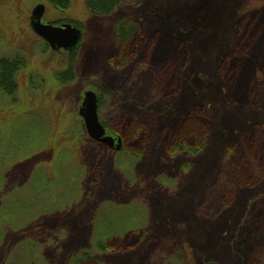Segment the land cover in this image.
Masks as SVG:
<instances>
[{"label":"rangeland","instance_id":"1","mask_svg":"<svg viewBox=\"0 0 264 264\" xmlns=\"http://www.w3.org/2000/svg\"><path fill=\"white\" fill-rule=\"evenodd\" d=\"M126 1L94 16L84 0L65 9L0 0V59L25 64L13 93L0 92V264H73L84 251L87 264L252 262L263 234L264 178L250 189L233 187L230 177L239 157L252 173L257 166L243 141L251 133L264 143V71L252 74L239 103L219 65L223 56L243 59L235 23L262 11L264 0ZM39 2L44 22H77L82 32L71 81L53 78L68 52L50 50L29 26ZM128 15L144 35L165 31L183 43L184 69L165 92L162 69L145 63L142 50L122 65L108 60L115 26ZM88 89L120 149L86 134L78 107ZM197 111L207 130L199 149L170 151L165 129ZM238 194L244 200L235 204ZM257 259L264 264V253Z\"/></svg>","mask_w":264,"mask_h":264},{"label":"trees","instance_id":"2","mask_svg":"<svg viewBox=\"0 0 264 264\" xmlns=\"http://www.w3.org/2000/svg\"><path fill=\"white\" fill-rule=\"evenodd\" d=\"M48 5L56 8L65 9L68 7L69 0H44ZM126 0H84V5L89 14L94 16H109L116 13L118 10L125 8ZM78 26L77 22H74ZM113 52L109 56L110 64L113 66L127 63L137 51L144 52V61L147 64L159 65L162 73L165 75L167 83L163 87V91L169 89V84L176 79V75L182 70L185 65V49L183 43L168 37V33L162 31L152 35H144L141 25L138 24L134 15H128L119 19L114 29ZM235 48L240 52L243 59L237 63L230 64V57L223 56L222 64L219 65L220 72L226 78V84L230 87V93L234 101L245 100L244 93L248 87V81L252 74L261 68L264 71V9L253 13L241 16L235 23ZM138 41L141 44L137 47ZM250 45V48H247ZM247 46V47H246ZM76 49V48H75ZM68 63L64 70L56 72L53 76L58 82L71 81L73 79V55L74 51L66 53ZM146 55V56H145ZM151 57V58H150ZM262 66V67H260ZM25 64L19 58H1L0 59V92L6 96L13 93L16 87L14 80L15 73L24 69ZM176 67L175 70L173 68ZM181 70V71H182ZM176 82V80H175ZM98 97V103L100 102ZM198 111L187 117H180L172 122L165 131L168 133V138L171 139L168 149L170 151L186 150L196 151L200 144L204 141L207 134L206 127L200 120ZM203 115V114H202ZM133 130V129H132ZM256 132L253 134L256 136ZM119 134V133H118ZM245 141V142H244ZM243 145L247 149H253V162L257 166L253 167V173L249 166L236 159L238 166H232L234 173L230 177L231 185L234 187H248L252 189L255 185L260 184V180L264 178V143L257 137L253 138L251 133L247 134ZM125 149V148H124ZM261 158V161L259 160ZM235 162V161H234ZM255 171V174H254ZM18 181L12 183L9 189H14ZM243 192V191H242ZM245 195H249L248 192ZM244 195L238 194L235 199V204H239L240 200H244ZM228 206L230 205L227 204ZM260 238L257 246L252 247V262L249 264H260L257 259L259 253H264V225L260 226ZM111 239L108 237L104 240ZM254 243V245H256ZM100 243L99 248H107ZM106 245V244H105ZM263 257V256H262ZM90 255L84 251L73 264H87ZM254 262V263H253Z\"/></svg>","mask_w":264,"mask_h":264},{"label":"water","instance_id":"3","mask_svg":"<svg viewBox=\"0 0 264 264\" xmlns=\"http://www.w3.org/2000/svg\"><path fill=\"white\" fill-rule=\"evenodd\" d=\"M44 12L45 6L43 3H37L32 7L29 16V25L32 32L41 38L53 51L59 49L72 50L81 37V30L71 23L54 25L50 22H42ZM78 114L82 118L87 135L91 139L110 148H120V138H117L115 143L112 136L105 134V128L98 119L97 97L94 91L85 90L83 92ZM207 264L216 263L209 262Z\"/></svg>","mask_w":264,"mask_h":264}]
</instances>
